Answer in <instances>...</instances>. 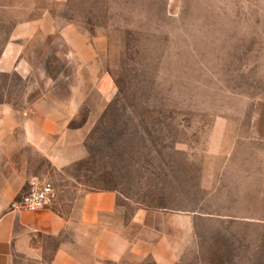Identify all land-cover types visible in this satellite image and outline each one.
I'll list each match as a JSON object with an SVG mask.
<instances>
[{
	"label": "rangeland",
	"instance_id": "rangeland-1",
	"mask_svg": "<svg viewBox=\"0 0 264 264\" xmlns=\"http://www.w3.org/2000/svg\"><path fill=\"white\" fill-rule=\"evenodd\" d=\"M176 1L44 0L58 6L51 15L59 24L73 17L92 30L105 28L101 62L115 93L97 112L82 158L61 170L29 148L16 159L52 181L64 213L87 191L110 189L124 218L137 208L251 218L230 235L212 224L222 250L229 240L239 250L203 255L218 256L217 264H264V0ZM6 33L0 27V40ZM34 44L33 61L59 75L56 95L65 98L68 83L78 82L68 77L65 50L50 35ZM25 86L16 73H0V100L19 102ZM89 99L99 104L95 93ZM87 111L80 108L70 125ZM193 245L179 264H197ZM120 264L153 262L129 254Z\"/></svg>",
	"mask_w": 264,
	"mask_h": 264
},
{
	"label": "crops",
	"instance_id": "crops-1",
	"mask_svg": "<svg viewBox=\"0 0 264 264\" xmlns=\"http://www.w3.org/2000/svg\"><path fill=\"white\" fill-rule=\"evenodd\" d=\"M175 1L166 0V5ZM52 4L44 0L0 2V27L7 29L0 40V73H16L26 82L19 102L0 100V264H120L129 254L148 257L153 264H179L188 243L194 244L197 264H217L218 256L204 257V253H235L239 246L235 249L231 240L222 243V250L213 236L220 230L212 224L230 235L236 224L255 222L251 218L146 208H137L124 218L116 192L110 189L87 191L67 213L57 208L55 192L47 205L35 211L11 209V201L26 193L31 176H45L16 159L23 157L21 151L29 148L57 170L82 158L97 112L115 93L113 78L101 62L109 44L105 28L92 30L73 17L59 24L51 15L59 11L58 6ZM13 12L23 16L13 19ZM45 35L65 50L73 71L68 77L78 78L77 83H68L62 99L56 95L59 75L51 76L29 52L38 37ZM92 92L99 104L89 99ZM84 106L86 118L71 126ZM221 220L227 222L226 227ZM202 221L206 230L200 227ZM259 223L264 225V220ZM202 233L211 235V241L205 244ZM243 247L251 252V245Z\"/></svg>",
	"mask_w": 264,
	"mask_h": 264
},
{
	"label": "built area",
	"instance_id": "built-area-1",
	"mask_svg": "<svg viewBox=\"0 0 264 264\" xmlns=\"http://www.w3.org/2000/svg\"><path fill=\"white\" fill-rule=\"evenodd\" d=\"M27 185L24 196L11 201V209L35 211L47 205L54 195L53 183L46 176L33 175Z\"/></svg>",
	"mask_w": 264,
	"mask_h": 264
}]
</instances>
